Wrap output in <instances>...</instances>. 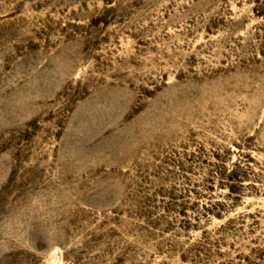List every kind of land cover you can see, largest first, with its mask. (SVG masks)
<instances>
[{"label": "rangeland", "instance_id": "374dc122", "mask_svg": "<svg viewBox=\"0 0 264 264\" xmlns=\"http://www.w3.org/2000/svg\"><path fill=\"white\" fill-rule=\"evenodd\" d=\"M0 264H264V0H0Z\"/></svg>", "mask_w": 264, "mask_h": 264}]
</instances>
